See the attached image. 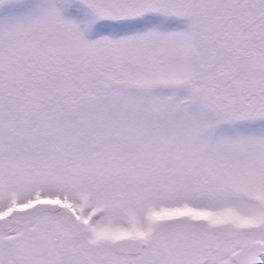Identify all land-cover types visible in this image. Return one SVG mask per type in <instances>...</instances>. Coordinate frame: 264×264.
Returning <instances> with one entry per match:
<instances>
[{
    "label": "snow or ice",
    "instance_id": "obj_1",
    "mask_svg": "<svg viewBox=\"0 0 264 264\" xmlns=\"http://www.w3.org/2000/svg\"><path fill=\"white\" fill-rule=\"evenodd\" d=\"M0 264H264V0H0Z\"/></svg>",
    "mask_w": 264,
    "mask_h": 264
}]
</instances>
